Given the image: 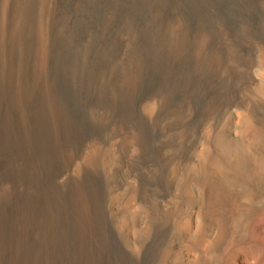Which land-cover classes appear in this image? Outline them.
I'll return each instance as SVG.
<instances>
[{
	"label": "bare ground",
	"instance_id": "obj_1",
	"mask_svg": "<svg viewBox=\"0 0 264 264\" xmlns=\"http://www.w3.org/2000/svg\"><path fill=\"white\" fill-rule=\"evenodd\" d=\"M0 264H264V0H0Z\"/></svg>",
	"mask_w": 264,
	"mask_h": 264
}]
</instances>
